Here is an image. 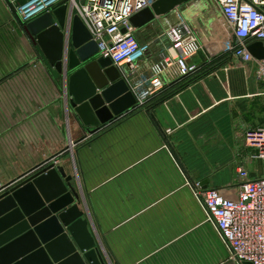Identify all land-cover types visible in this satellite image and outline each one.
I'll return each mask as SVG.
<instances>
[{"label": "crops", "instance_id": "crops-1", "mask_svg": "<svg viewBox=\"0 0 264 264\" xmlns=\"http://www.w3.org/2000/svg\"><path fill=\"white\" fill-rule=\"evenodd\" d=\"M175 18L186 19L204 44L190 60L199 73L90 133L28 23L0 0V179L10 184L42 166L62 167L73 177L82 219L106 264H238L193 185L238 191L239 166L252 179L264 174L243 139L247 130L264 127L256 63L225 50L215 0H190L136 30L150 44V58H161Z\"/></svg>", "mask_w": 264, "mask_h": 264}, {"label": "water", "instance_id": "water-1", "mask_svg": "<svg viewBox=\"0 0 264 264\" xmlns=\"http://www.w3.org/2000/svg\"><path fill=\"white\" fill-rule=\"evenodd\" d=\"M189 1L156 0L133 15L131 24L140 30ZM71 16L65 4L32 20L28 28L51 73L64 80L69 107L95 133L136 108L137 101L112 60L98 55L80 17ZM249 50L264 56L261 42ZM36 171L0 196V264H106L82 219L73 177L54 163Z\"/></svg>", "mask_w": 264, "mask_h": 264}, {"label": "built area", "instance_id": "built-area-1", "mask_svg": "<svg viewBox=\"0 0 264 264\" xmlns=\"http://www.w3.org/2000/svg\"><path fill=\"white\" fill-rule=\"evenodd\" d=\"M154 1L7 0V3L25 23L53 8L68 5L72 9L71 17H80L97 44L98 55L112 60L135 96L137 107H143L166 86L198 74L200 68L190 60L204 50L193 27L186 19L178 18L177 22L167 24L169 44L161 58H150V44L138 40L130 20L136 13L150 8ZM215 2L226 34L225 50L244 64L255 62L257 76L264 82V56L257 58L249 50L257 42L264 47V0ZM243 139L246 147L254 151L252 158L264 163V127L247 130ZM237 175L238 191L194 182L193 192L207 220L227 246L230 259L238 264H264V174L252 179L241 165ZM16 182L4 184L0 180V196Z\"/></svg>", "mask_w": 264, "mask_h": 264}, {"label": "rangeland", "instance_id": "rangeland-1", "mask_svg": "<svg viewBox=\"0 0 264 264\" xmlns=\"http://www.w3.org/2000/svg\"><path fill=\"white\" fill-rule=\"evenodd\" d=\"M79 1V0H78ZM137 37V36H136ZM138 38V37H137ZM1 180V179H0ZM209 222V221H208Z\"/></svg>", "mask_w": 264, "mask_h": 264}]
</instances>
